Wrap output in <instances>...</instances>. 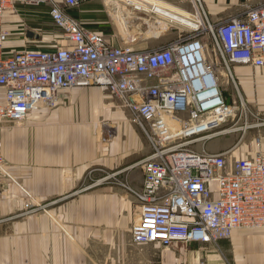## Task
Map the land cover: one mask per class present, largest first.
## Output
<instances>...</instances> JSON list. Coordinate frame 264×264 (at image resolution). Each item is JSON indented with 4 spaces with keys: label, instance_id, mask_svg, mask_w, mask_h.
<instances>
[{
    "label": "built area",
    "instance_id": "built-area-1",
    "mask_svg": "<svg viewBox=\"0 0 264 264\" xmlns=\"http://www.w3.org/2000/svg\"><path fill=\"white\" fill-rule=\"evenodd\" d=\"M45 1L67 43L7 52L5 17L16 13V0H0V201L8 170L2 153L6 125L53 108L62 90L94 86L122 101L151 146L141 162L142 187L129 188L137 209L133 243L207 245L230 239L236 229L264 230V155L258 150L232 158L254 124L245 107L234 117L199 38L201 28L209 33L233 82L232 64L264 68V4L212 23L201 0H193L196 14L189 18L198 23L202 12L199 29L150 50L129 39L117 45L86 29L72 12L88 0H29ZM236 133L241 137L229 150H208L209 141ZM254 143L260 147L261 138Z\"/></svg>",
    "mask_w": 264,
    "mask_h": 264
},
{
    "label": "crops",
    "instance_id": "crops-1",
    "mask_svg": "<svg viewBox=\"0 0 264 264\" xmlns=\"http://www.w3.org/2000/svg\"><path fill=\"white\" fill-rule=\"evenodd\" d=\"M154 1L176 14L180 25L198 30L199 24H203L198 14V23L189 18L193 0ZM20 2L24 1L16 0L15 10ZM201 3L210 21L218 23L264 4V0H201ZM72 14L86 29L112 37L116 43L113 37L119 31L115 18L128 17L130 5L124 0H88ZM15 15L7 12L5 17L10 32L7 52L54 46L57 40L54 34L29 28ZM126 24L131 25L129 18ZM231 72L235 87L223 88L220 83L223 96L237 117L245 107L249 124H254L242 137L235 134L238 141L242 138L238 150L244 157H253L258 150L264 155V68L232 64ZM129 112L120 99L100 87L60 91L53 108L32 112L23 123L6 125L2 153L8 161L9 173L21 180L30 193L42 198L78 190L92 168L100 169L95 176L116 172L127 185L141 188L144 180L141 162L151 153V146ZM106 122L114 131L111 137L110 128L103 125ZM244 122L242 118L240 124ZM257 137L262 141L260 147L254 143ZM233 146L226 145L218 152ZM21 196L19 187L6 179L0 201V264H171L156 256L147 259L144 246L165 248L161 244L130 245V228L137 213L133 215L131 195L124 184L122 187L110 183L82 190L67 205L62 220L74 241L59 234L43 216L19 221L6 219L19 212ZM128 251L134 254L133 259L125 258ZM216 251L218 255H209L214 257L209 264H264V230L236 229L230 239L220 241Z\"/></svg>",
    "mask_w": 264,
    "mask_h": 264
},
{
    "label": "rangeland",
    "instance_id": "rangeland-1",
    "mask_svg": "<svg viewBox=\"0 0 264 264\" xmlns=\"http://www.w3.org/2000/svg\"><path fill=\"white\" fill-rule=\"evenodd\" d=\"M125 1V0H124ZM128 0H126L127 2ZM134 1V0H133ZM136 5L140 4L137 1L134 2ZM135 4L130 5V14L126 17L120 16L115 18V21L118 25L117 31L118 34L117 37H113L116 39V44L124 43V41H127L128 39L131 41H136V43L140 44L141 48L144 49H156L161 46L166 45L169 42H172L176 39H178L180 36L183 35H190L192 33V29L189 27H186L184 25H180L177 22H172L168 18H164L161 16H157V14L152 12H146V11H140L136 10ZM132 6V7H131ZM144 8H147L146 5H141ZM163 6V5H161ZM165 8H168L164 6ZM18 8V9H17ZM148 8L151 10L152 7L148 6ZM18 10V11H17ZM16 17L26 24L29 28H36L37 30H42L47 33H52L57 38L59 46L65 44V39L63 38L62 32L55 27L53 24L51 18H50V3L49 1L41 2L39 5H35L33 2H29V0H26L24 2L18 3V7H16ZM196 10L193 9L190 10V14H196ZM117 15V14H116ZM126 18L131 20V25L128 27L126 24ZM164 20V21H163ZM164 24V26H161ZM198 27V26H197ZM41 31V32H42ZM45 36V35H44ZM43 36V37H44ZM112 38V37H111ZM199 38L202 40L204 44H206L207 48L205 51V56L207 61L210 65L214 67L216 70L219 78L220 83L223 86V88L227 87H233L234 82L228 73L226 66H225V59L220 55L219 50L215 46L211 36L209 33L203 31V28H201V32L199 35ZM47 41V40H46ZM120 41V43H119ZM44 46L48 45V42L43 43ZM46 44V45H45ZM232 69V65H230ZM229 81V82H228ZM237 113H234V117L237 118ZM130 119L134 123V119L132 114L129 112ZM102 125V124H101ZM106 127L110 126L108 122L103 123ZM138 126V125H137ZM139 127V126H138ZM110 128V131H108L109 137L113 136V129ZM140 131L142 132L143 136L148 141L147 137L145 136L142 129L139 127ZM237 134V133H236ZM108 140V139H107ZM238 141V137L235 134H231L229 136H223L215 138L207 143V148L209 151L212 152H218L220 151L224 146H233L236 145ZM149 143V142H148ZM202 145L197 147L200 149ZM149 156V155H148ZM241 152L234 153L232 155L233 159L236 158H242ZM8 162V161H7ZM97 171H100L98 168H92L87 175L85 176L84 181L81 183V188L78 190L68 193V194H62V195H55L48 198H42L33 195L30 193L22 184L21 180L15 179L10 173L9 170H7V176L6 179L9 180L12 183H15L17 187H19L21 191V198H20V210L19 212L11 215L10 217H7L8 220H25L30 217H45L49 221L52 222L54 227L59 231V234L66 236L67 238L73 239L72 235L67 231L66 225L63 222L62 218L64 217L66 207L67 205L76 199L79 196V193L82 192V190H87L91 188H99L103 185L107 184H114V185H121L123 187V184L125 185V189L130 193L131 195V206H132V212L135 216V212L137 213V209L134 204V199L132 197V193L130 192L129 188H133L127 183H124L119 178V175H115V173H105V175H102L101 177L95 176V173ZM135 189V188H133ZM136 218V217H135ZM132 226L135 221L134 217L132 219ZM132 240V239H131ZM74 241V239H73ZM220 242L215 244H193V243H176L174 246L170 247L169 249L166 248H155V245H148L144 246L146 247V250H144V253L146 254V257L148 260H151L153 256H156L157 259H163L169 260V263L171 264H209V259H214V257L209 258V255L215 256L218 255V252L216 251L218 248ZM133 244V241L130 242V245ZM211 248V249H209ZM102 255V253H100ZM166 255H169V257H166ZM136 256V254H135ZM126 259H133L134 254L130 251H128L125 255Z\"/></svg>",
    "mask_w": 264,
    "mask_h": 264
},
{
    "label": "bare ground",
    "instance_id": "bare-ground-1",
    "mask_svg": "<svg viewBox=\"0 0 264 264\" xmlns=\"http://www.w3.org/2000/svg\"><path fill=\"white\" fill-rule=\"evenodd\" d=\"M135 1H137L140 4L136 5L134 3ZM132 3L135 4V6H137L136 7V10L146 11L147 13L148 12H152V13L157 14V16L159 15L161 17L168 18L171 21L173 20V21H176L177 22L179 20L178 19V16L176 14L172 13L171 11H168L164 6H161V4L157 3L154 0H134V1H132ZM142 4L143 5H146L147 8H144L143 6H141ZM148 6H151L152 9L150 10L148 8ZM197 14L200 15V17L202 18V21H203L202 12L198 11ZM161 26H164V24H162Z\"/></svg>",
    "mask_w": 264,
    "mask_h": 264
}]
</instances>
